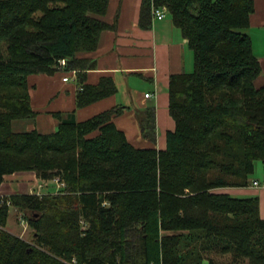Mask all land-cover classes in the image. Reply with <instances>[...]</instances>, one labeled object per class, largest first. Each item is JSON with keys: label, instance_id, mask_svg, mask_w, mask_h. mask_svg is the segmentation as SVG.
<instances>
[{"label": "trees", "instance_id": "obj_1", "mask_svg": "<svg viewBox=\"0 0 264 264\" xmlns=\"http://www.w3.org/2000/svg\"><path fill=\"white\" fill-rule=\"evenodd\" d=\"M108 4L0 0V186L20 171L68 185L57 194H0V264H67L74 257L89 264H204L217 249L264 264L259 196L213 191L246 184L255 161L264 163V85L256 84L262 68L242 31L253 0L142 1L140 25L150 28L153 6H167L195 55L193 72L170 78L176 127L165 149L155 145L154 104L136 109L142 135L154 143L147 148L132 145L115 124L124 105L84 121L62 118L50 133L13 130L15 119L37 115L29 76L60 71L59 59H67L66 71L77 70L79 107L117 91L110 76L85 82L95 67L86 54L109 26ZM11 206L25 212L34 244L5 229Z\"/></svg>", "mask_w": 264, "mask_h": 264}, {"label": "crops", "instance_id": "obj_2", "mask_svg": "<svg viewBox=\"0 0 264 264\" xmlns=\"http://www.w3.org/2000/svg\"><path fill=\"white\" fill-rule=\"evenodd\" d=\"M142 1L109 0L107 12L103 16L109 26L101 33L98 48L86 54L88 58L94 60L95 67L87 69L85 82L95 85L103 76H110L115 81L117 91L108 97L79 107L77 94L81 84L77 79L78 73L69 72L67 81L64 80L66 74L60 73L64 71L57 74H32L29 76L31 104L33 110L37 112L34 116L36 120L34 129L50 133L57 130L62 118L84 121L114 106L124 105L127 108L122 114L114 117L115 124L124 131L135 147H152L154 143L141 133L136 109H144L154 104L158 130L155 145L158 149L166 148L167 134L176 127V121L169 108L170 78L173 74L193 72L195 55L188 45V39L175 25L172 16L169 18L167 15L163 19H158L154 17L152 11L151 27L143 28L140 25ZM253 1L254 11L250 16L249 26L242 31L252 39L254 54L262 68L256 84L262 86L264 85V0ZM135 79H139V82ZM148 93H151L150 97H146ZM27 172L33 174V177L28 179L39 186L40 178L37 174L34 171ZM4 182L0 186L1 195L25 193L11 191L5 194L2 191ZM258 195L261 215H264V193Z\"/></svg>", "mask_w": 264, "mask_h": 264}, {"label": "rangeland", "instance_id": "obj_3", "mask_svg": "<svg viewBox=\"0 0 264 264\" xmlns=\"http://www.w3.org/2000/svg\"><path fill=\"white\" fill-rule=\"evenodd\" d=\"M167 15L169 18H171V14L169 12ZM60 71H64V70H60ZM60 71H57L56 74ZM60 73L68 74V71H64ZM135 81L139 82V79H135ZM35 127H36V120L34 117L18 118L15 119L12 123V128L16 132L32 130ZM20 172H25V173H20ZM20 172L19 173L15 172L16 174L7 176V179L5 180L2 186V191L5 194L11 191L37 193L39 195H43L48 192L57 194L65 191V189L68 187L66 181L64 179H61V177L59 176L50 179L40 178V185L38 186L36 184H33V182L28 179L30 177H33L32 173H28L27 171H20ZM255 180L264 183V163L261 159L255 161L254 172L252 173V175L249 176L248 182L246 184L215 188L213 189V191L220 193L221 192L229 193L232 196L241 197V198L259 196L258 193H264V191L253 184V181ZM261 201L263 202L262 197H261ZM261 216L264 218V215ZM80 222H81L82 230H85L89 226L87 223H85L83 219H81ZM5 229H7L12 234L18 235L21 238L27 240L28 242L34 244L32 240L35 231L30 226L27 217H25V212L21 208H18L17 206H11L9 212V218L5 226ZM209 257L213 258L218 264H232V263L250 264L249 258L237 257L232 252L224 253L218 249L208 252V255L206 257L207 259L204 260V264H210ZM67 264H69V260Z\"/></svg>", "mask_w": 264, "mask_h": 264}, {"label": "built area", "instance_id": "obj_4", "mask_svg": "<svg viewBox=\"0 0 264 264\" xmlns=\"http://www.w3.org/2000/svg\"><path fill=\"white\" fill-rule=\"evenodd\" d=\"M153 15L154 17L158 18V19H163L167 16L168 14V7L167 6H153ZM67 59L66 58H62V59H59L58 60V67L60 70H64L66 71V67H67ZM69 72H73V73H77V70L74 69V70H71V71H68ZM64 80H69V74H66L64 76ZM151 96V93H148L146 94V97H150ZM253 184L255 186H257L258 188H261L263 191H264V183H261L260 181L258 180H255L253 181ZM69 264H89L87 262H80L77 258H72L70 261H69Z\"/></svg>", "mask_w": 264, "mask_h": 264}]
</instances>
